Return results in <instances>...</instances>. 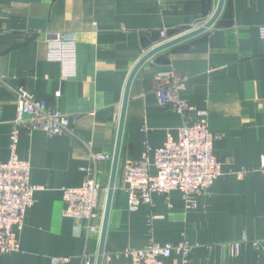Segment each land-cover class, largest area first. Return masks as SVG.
Instances as JSON below:
<instances>
[{"label": "crops", "instance_id": "1", "mask_svg": "<svg viewBox=\"0 0 264 264\" xmlns=\"http://www.w3.org/2000/svg\"><path fill=\"white\" fill-rule=\"evenodd\" d=\"M218 0H0V72L53 110L76 115L74 135H48L21 127L17 154L30 163L29 181L42 185L18 229L19 249L0 254V264H82L83 249L96 261L121 104L128 76L145 51L162 39L207 20ZM264 0H224L213 26L147 59L134 75L125 109L115 185L102 264H125V249L150 243L192 245L189 264H264ZM71 37L76 70L63 77L47 59V41ZM172 69L185 78L178 96L207 109L220 174L187 206L178 190L152 194L151 204L126 209L122 189L127 159L153 161V150L177 137L193 111L177 113L154 93L155 73ZM16 116L15 93L0 84V162L9 158ZM107 156L98 163V232L85 241L83 223L62 216V187H79L90 164L85 143ZM147 147L150 150H147ZM149 172L155 173L150 164ZM243 235L260 241L231 243ZM86 245V246H85ZM164 264H181L172 253Z\"/></svg>", "mask_w": 264, "mask_h": 264}, {"label": "built area", "instance_id": "2", "mask_svg": "<svg viewBox=\"0 0 264 264\" xmlns=\"http://www.w3.org/2000/svg\"><path fill=\"white\" fill-rule=\"evenodd\" d=\"M206 20L191 25L183 32L168 36L165 30L160 31V45L175 37L204 25ZM259 36L264 40V24L258 27ZM156 45V46H157ZM145 51L143 54H145ZM47 59L60 64L63 77H72L76 70V44L71 37L57 36L47 41ZM156 85L154 93L162 104H169L177 113L193 111L194 121L184 122L177 129V137L168 136L161 146L153 150V161L146 157L141 160L127 159L123 163V187L126 194V209L135 212L142 204L152 203V194L167 196L178 190L184 203L192 208L197 207V197L208 191L213 180L220 174V163L217 160L213 143L219 136L208 128L207 109H198L186 100L179 98L178 90L183 86L185 78L172 69L155 73ZM0 84L7 86L15 93L16 116L9 135V158L0 162V254L19 249L18 229L27 209L34 202V194L42 185L29 181L30 163L17 154L21 127L27 131L40 130L48 135L62 133L74 135L71 123L77 118L60 110L51 109L45 100L23 86H12L7 76L0 72ZM85 147L90 164L81 167L85 179L79 187H62V216L83 223L85 241L93 232L99 231L95 223L99 217V196L102 189L98 181V163L107 158L95 152L90 143ZM147 150H150L147 147ZM150 164L155 173L149 172ZM260 169L264 170V163ZM250 244L258 247L259 240L243 235L231 243L232 251L237 254L242 245ZM86 246V245H85ZM192 245L187 242L150 243L139 249H125V264H164V260L177 253L181 264H189L188 256ZM82 264H93V255L83 249L79 255ZM70 260L69 257H56L52 263L60 264Z\"/></svg>", "mask_w": 264, "mask_h": 264}, {"label": "water", "instance_id": "3", "mask_svg": "<svg viewBox=\"0 0 264 264\" xmlns=\"http://www.w3.org/2000/svg\"><path fill=\"white\" fill-rule=\"evenodd\" d=\"M223 2H224V0H218L214 12L205 21L204 25H202V26H200L194 30L183 33V34L175 37L174 39H172L170 41H167L165 43L157 45V46L151 48L150 50H148L137 61V63L134 65V67L132 68V70L128 76V79H127L126 85H125V89H124L122 104H121L117 138H116L114 153H113V157H112V168H111V173H110V180H109V184H108V188H107V196H106L105 206H104V210H103L102 224H101V229H100V245H99L98 253L96 255L95 264H102V261H103L104 241H105V235H106V230H107L109 211H110V207H111L113 189H114V185H115V177H116V173H117L119 151H120L121 137H122V131H123L124 117H125V109H126L129 87H130L131 81H132L134 75L136 74V72L138 71V69L141 67V65L147 59H149L151 56L156 54L157 52H159L163 49L169 48V47H171L177 43H180L182 41H185L187 39H190V38H192L198 34H201L205 31H207L208 29H210L213 26L214 22L216 21L217 17L219 16V14L221 12V9L223 7Z\"/></svg>", "mask_w": 264, "mask_h": 264}]
</instances>
